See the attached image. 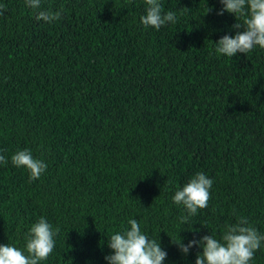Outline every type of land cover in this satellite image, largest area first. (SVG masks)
I'll return each instance as SVG.
<instances>
[{"label": "trees", "instance_id": "16d2710c", "mask_svg": "<svg viewBox=\"0 0 264 264\" xmlns=\"http://www.w3.org/2000/svg\"><path fill=\"white\" fill-rule=\"evenodd\" d=\"M160 3L177 19L156 30L143 0H42L61 11L52 23L0 0V245L23 250L44 217L59 232L40 264H107L108 238L135 219L163 264H195L202 249L171 239L219 240L238 217L264 234V49L215 54L236 33L219 0ZM25 148L47 164L31 183L11 164ZM197 172L210 199L183 225L172 197Z\"/></svg>", "mask_w": 264, "mask_h": 264}, {"label": "clouds", "instance_id": "9594fccd", "mask_svg": "<svg viewBox=\"0 0 264 264\" xmlns=\"http://www.w3.org/2000/svg\"><path fill=\"white\" fill-rule=\"evenodd\" d=\"M222 8L217 15L230 13L235 18L232 28L234 36L224 35L215 45L216 55L233 57L237 53L247 54L259 47L264 49V0H219ZM146 6L145 14L140 17V24L159 30L167 23H176L173 11H163L160 0H143ZM26 7L34 12L36 21L52 23L60 19L61 11L42 8V0H24ZM206 7V13L211 11ZM7 11L5 5H0V16ZM240 21V22H238ZM8 160L0 155V164ZM11 164L28 171V182L39 180L47 168V164L33 157L27 148L17 150L11 156ZM213 181L202 172H197L172 197L173 203L183 206L186 215L179 217L181 224H188L198 209L208 206L210 189ZM130 228L117 232L108 238V248L111 254L104 257L107 264H163L167 253L162 250L158 239L150 238L141 231L137 220L128 221ZM59 228L54 229L44 217H40L25 233V246L21 250L9 244L0 245V264H40L46 260L55 247V235ZM176 244L180 252L186 255L189 249L197 246L198 252L195 264H250L254 254L264 243V234L253 227L247 218L238 217L236 222L225 226L218 240L214 235H204L198 240H191L186 245L179 241Z\"/></svg>", "mask_w": 264, "mask_h": 264}]
</instances>
